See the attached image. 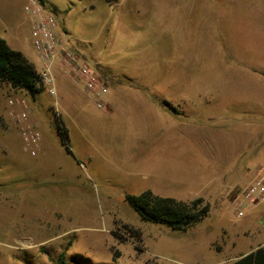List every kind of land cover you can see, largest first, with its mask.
Returning <instances> with one entry per match:
<instances>
[{
	"label": "rangeland",
	"instance_id": "rangeland-1",
	"mask_svg": "<svg viewBox=\"0 0 264 264\" xmlns=\"http://www.w3.org/2000/svg\"><path fill=\"white\" fill-rule=\"evenodd\" d=\"M43 1L62 41L98 68L110 91L164 97L175 108V98H193L189 122L221 136L243 133L245 142L234 169L208 167L158 124L151 100L132 96L106 112L63 74L57 96L0 84V264H231L247 238L254 247L264 237V207L239 220L234 201L264 162V0L249 9L234 5L240 0H215L213 9L201 7L209 0ZM25 2L0 0V38L40 69ZM211 82L223 87H202ZM15 97L28 101L42 135L35 157L10 120ZM60 121L71 154L57 138ZM148 190L202 196L211 211L187 233L151 225L125 201ZM252 222L260 231L250 236Z\"/></svg>",
	"mask_w": 264,
	"mask_h": 264
},
{
	"label": "built area",
	"instance_id": "built-area-1",
	"mask_svg": "<svg viewBox=\"0 0 264 264\" xmlns=\"http://www.w3.org/2000/svg\"><path fill=\"white\" fill-rule=\"evenodd\" d=\"M23 11L29 22L32 46L41 62L37 72L44 90L53 96L58 95L59 72L82 90L98 110H106L109 84L96 67L82 60L78 53L62 41L55 16L45 10L40 0H26ZM9 105L10 120L20 130L23 151L32 157L37 156L41 151L42 135L30 120L31 108L28 101L15 97L9 100ZM260 207H264V162L235 199L234 214L240 220L251 210Z\"/></svg>",
	"mask_w": 264,
	"mask_h": 264
},
{
	"label": "trees",
	"instance_id": "trees-1",
	"mask_svg": "<svg viewBox=\"0 0 264 264\" xmlns=\"http://www.w3.org/2000/svg\"><path fill=\"white\" fill-rule=\"evenodd\" d=\"M40 1L44 5V1ZM96 70L100 73L97 67ZM0 84L10 85L14 90L27 92L33 97L45 92L34 65L22 52L12 50L7 41L2 38H0ZM171 110L177 113L176 110L172 108ZM68 134L67 128L63 127L60 121L56 135L60 145L68 154H71ZM125 201L143 221L151 225L167 227L178 233H187L192 230L203 222L211 211L210 205L204 198L200 197L191 201L177 200L154 195L150 190L138 196L126 195ZM113 235L120 241L128 240L117 233ZM133 237L137 236L133 235ZM231 264H264V247Z\"/></svg>",
	"mask_w": 264,
	"mask_h": 264
},
{
	"label": "crops",
	"instance_id": "crops-1",
	"mask_svg": "<svg viewBox=\"0 0 264 264\" xmlns=\"http://www.w3.org/2000/svg\"><path fill=\"white\" fill-rule=\"evenodd\" d=\"M249 1V2H248ZM202 6L201 7H206V8H211L213 9L217 6H219V2L215 0H209L205 3L201 2ZM237 4V8L241 7L244 9H249L252 7H255L252 4V1L250 0H240L238 2H234V5ZM192 52V51H191ZM195 51L192 53H189V57L192 58V61H197L196 58L193 54ZM196 55L199 54V51L195 52ZM243 57H246L245 59L250 60V56L242 55ZM239 65L242 64H247L246 63H238ZM246 66V65H245ZM253 68V67H250ZM251 70V69H250ZM58 77L62 78V74L58 72ZM214 79V78H213ZM226 80H230V78L227 77ZM220 82V81H218ZM213 84H207L204 85L202 84L203 88L205 87H211V88H220L223 86L219 87V83ZM116 87V86H115ZM198 95V93H197ZM138 98V99H143L145 101H150L151 100V105L153 107L154 113L157 114L156 121L160 126L163 127H168L171 131L172 134H176V139H180L181 141L184 142V146H187L188 149H192L193 151L198 152L201 156V158L206 161V166H214L215 168H220V169H234L235 167L232 166L235 160L243 153V145L245 142V134H236V133H230L227 136H221L220 133L221 131H212L211 128L209 127H199V125L192 124L189 122L190 118H192L193 115L197 113V109L195 107H192L191 99L188 100L187 97H180V98H175L174 102L176 103V107H173L170 105V107H166L165 103H168V100H165L164 97H153L149 96L145 93H133V92H116L115 90L109 91L107 98H106V112L109 111H115V109L118 110V105H120V102H126V100L129 98ZM227 99V98H226ZM224 100L223 98H220V101ZM188 104V105H187ZM113 108V110L111 109ZM145 108V106H144ZM155 108V109H154ZM171 108L176 110V114H173L171 112ZM180 112H182V116L180 115ZM180 115V116H179ZM170 125V126H169ZM146 127L148 125L145 124ZM208 188V190H207ZM207 193L203 194V197L210 198L209 194L213 192L214 190L209 188V185L205 188ZM159 196V195H157ZM208 196V197H207ZM162 197V196H161ZM199 197V196H198ZM197 197V198H198ZM202 197V196H200ZM173 199V198H172ZM196 199V198H195ZM264 211V209H263ZM249 215V214H247ZM251 215H249L250 217ZM252 217V216H251ZM248 228L252 231L251 235H254L256 233H259V229H253V222L252 225L248 223ZM249 236V237H250ZM258 240L255 241L254 247H252V243H247V238L245 240V244L243 246L241 245L238 247V251H236V256L237 257L235 260L244 257L252 252L257 251L260 247H264V237L261 235L259 236ZM246 245V246H245ZM242 247H245V250H243ZM221 258H218L214 264H221L220 261Z\"/></svg>",
	"mask_w": 264,
	"mask_h": 264
}]
</instances>
